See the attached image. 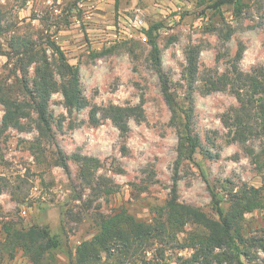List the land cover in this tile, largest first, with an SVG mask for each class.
<instances>
[{
	"label": "rangeland",
	"instance_id": "1",
	"mask_svg": "<svg viewBox=\"0 0 264 264\" xmlns=\"http://www.w3.org/2000/svg\"><path fill=\"white\" fill-rule=\"evenodd\" d=\"M213 1L0 0V23L5 29L0 41L6 44L12 32L26 33L49 57L45 38L55 40L68 62L77 66L87 103L69 111L60 90L51 94L53 138L42 140L40 157L29 144L38 136L33 110L21 118V127L0 129V240L5 238L3 226H45L58 244L52 250L55 259L45 255L41 264H68L80 242L97 232L100 215L126 208L137 219L151 222L157 207L171 198L177 133L146 35L157 22L161 67L180 103L188 94L187 51L198 50L191 125L200 147L194 159L183 160L176 171L177 201L217 217L206 182L218 192L223 207L231 187L260 186L264 193V166L259 168L253 159L264 149V135L233 140L223 123L224 116L239 106L232 89L227 84L206 91L211 81L224 75L230 78L235 70L264 80V0H240L239 13L232 4L209 8ZM13 61L0 56V85L13 86L17 80ZM33 74L31 65L28 78ZM55 77L60 81L59 75ZM109 105H140L143 117H130L123 137L101 113ZM93 106L100 108L96 124L89 120ZM2 114L0 104V120ZM59 151L67 156L69 172L57 164ZM75 155L100 160L91 184L82 179ZM99 176L107 178L115 191L107 195L94 191ZM243 230L247 236L258 235L264 244V209L247 213ZM248 250L243 257L246 264H264L261 247ZM179 254L187 256L189 250ZM119 260L113 256L102 264H155L159 258L150 249ZM1 264L38 263L21 249L13 254L8 249Z\"/></svg>",
	"mask_w": 264,
	"mask_h": 264
},
{
	"label": "trees",
	"instance_id": "2",
	"mask_svg": "<svg viewBox=\"0 0 264 264\" xmlns=\"http://www.w3.org/2000/svg\"><path fill=\"white\" fill-rule=\"evenodd\" d=\"M224 4H232L235 13H239L242 6L240 0H214L208 7L219 10ZM1 18L2 15L0 20ZM160 26L158 22L151 24L146 35L150 46L149 57L158 74L160 89L170 111V123L177 133L173 194L164 206L157 207V216L151 222L137 219L126 208L100 215L97 232L91 239L80 242L68 264H102L105 258L113 256L123 262L131 255L141 252L144 255L150 249L154 256L159 258L155 264H246L243 257L248 254V249L261 247L264 250L263 240L258 235L247 236L243 230L245 215L256 209H264V193L260 186L242 184L236 189L229 188L227 206L223 207L218 192L206 182L217 217H211L196 206L177 201L176 171L183 160L192 161L200 147L199 139L193 133L191 125V90L197 73L198 50L190 48L187 51L185 80L188 94L185 102L180 103L161 67L160 49L157 44V31ZM4 32L5 29L0 23V37ZM228 35L229 33L225 38ZM45 44L51 50L49 57L44 49L36 48L35 42L26 33L12 32L6 44L0 41V56L14 60L11 70L17 77L13 86L0 85V104L3 106L0 129L21 127V118L28 117L33 110L36 113L35 128L38 136L29 144L37 157H40L42 140L53 138L51 114L48 111L51 94L60 90L64 105L69 111L87 104L81 93L77 66L68 62L55 40L46 36ZM31 65H34V74L29 79L27 75ZM56 74L61 77L60 81L56 79ZM227 84L239 102L234 113L226 114L223 118L232 139L243 141L249 137L264 135V80L257 75L235 70L230 78L224 75L216 81H211L206 91L216 90ZM99 109L96 106L90 109L89 120L93 124L98 122ZM101 113L103 117L111 119L123 137L129 131L128 119L134 117L140 120L143 117L140 105H109L107 108H101ZM57 154V164L69 172L67 156L60 151ZM262 156L264 149L253 155L259 168L264 166ZM75 159L80 164L82 179L91 184L95 170L101 165L100 160L79 155H75ZM108 182L107 178L99 176L92 189L105 195L110 194L115 191V186H110ZM3 227L5 238L0 240V264L3 252L8 249L12 254L21 249L38 264L43 262L45 255L51 260L55 259L52 250L57 247L58 240L50 234L47 227ZM180 250H189V254H179ZM168 252L171 254L167 257L165 254Z\"/></svg>",
	"mask_w": 264,
	"mask_h": 264
}]
</instances>
